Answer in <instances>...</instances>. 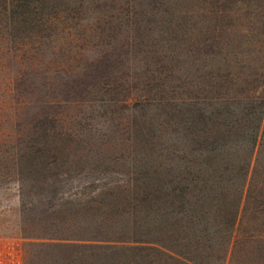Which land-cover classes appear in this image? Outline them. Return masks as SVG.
Masks as SVG:
<instances>
[{
  "label": "rangeland",
  "instance_id": "374dc122",
  "mask_svg": "<svg viewBox=\"0 0 264 264\" xmlns=\"http://www.w3.org/2000/svg\"><path fill=\"white\" fill-rule=\"evenodd\" d=\"M200 5L0 8L3 262L264 264V46L236 54L230 43L249 41V31L224 19L217 36L206 32ZM143 190L172 195L140 222L134 197ZM144 229L169 234L184 258L71 244L92 233L145 237Z\"/></svg>",
  "mask_w": 264,
  "mask_h": 264
},
{
  "label": "trees",
  "instance_id": "16d2710c",
  "mask_svg": "<svg viewBox=\"0 0 264 264\" xmlns=\"http://www.w3.org/2000/svg\"><path fill=\"white\" fill-rule=\"evenodd\" d=\"M38 2V0H0V8L7 9L8 5L11 6L12 12H17V10H22V12H27V6L30 3ZM200 9L202 16L204 18V27L205 31L209 33H216L217 36L218 31L226 28L227 26L222 25L223 22L220 20L228 19L230 23L228 24L231 28H240L242 30H248L250 35L249 41L246 39H233L234 43H230L228 39L223 43L234 44L236 49V54H247V44L252 45V47H263L264 46V0H200ZM20 12V11H19ZM230 15L232 21L230 19ZM227 17V18H226ZM247 19L248 25L244 24V20H240L241 18ZM219 21V22H218ZM223 41L224 39L221 38ZM213 42H217L213 40ZM249 54V53H248ZM244 55L248 57L249 55ZM235 58V55H234ZM231 73L226 74V77H230ZM236 78L239 76V73L235 74ZM226 89L221 93L222 96L220 99H225L229 95L225 92ZM240 92V91H239ZM243 92V91H241ZM235 93V96H234ZM233 95L230 96L229 99L238 98L240 94L238 90L232 92ZM239 94V95H237ZM227 99V98H226ZM257 136L252 135L250 137V153L248 156V160L246 163V172H244V176H246L247 169L249 167L251 158H252V149L256 143ZM156 182L159 184H165L161 179H156ZM147 181L143 180L142 184H146ZM244 186V183L242 184ZM172 195V191L170 192H154L143 190L139 195L134 197V200L137 202L136 206L139 207L140 211L143 213L140 218L141 221H145L149 212L156 207H164L170 204V196ZM182 201H179L180 205H183L185 202H188L187 199L180 195ZM149 217V216H148ZM141 225V224H140ZM145 230V229H144ZM148 229L145 230V237H136L131 239H124V237H110V235H103L100 233H92L86 237H75L71 244L73 247H79L80 249H98L103 247H128L134 249H146V251H152L154 253L162 254L166 259H178L183 257L182 251L176 249L174 244L169 237V234L166 237H158L154 235H148ZM126 238V237H125ZM128 238V237H127ZM131 243V245H128ZM63 245V244H61ZM86 247V248H85ZM78 248V249H79ZM95 254V253H94ZM93 254V255H94ZM95 261H97L91 254H89ZM76 259L78 258V254H75ZM81 260V259H80ZM98 261L97 263H99ZM88 264V262H87Z\"/></svg>",
  "mask_w": 264,
  "mask_h": 264
},
{
  "label": "built area",
  "instance_id": "2783aa9c",
  "mask_svg": "<svg viewBox=\"0 0 264 264\" xmlns=\"http://www.w3.org/2000/svg\"><path fill=\"white\" fill-rule=\"evenodd\" d=\"M7 255H10V252H7ZM12 263L11 261H7L6 263L3 262L2 258L0 257V264H10Z\"/></svg>",
  "mask_w": 264,
  "mask_h": 264
}]
</instances>
